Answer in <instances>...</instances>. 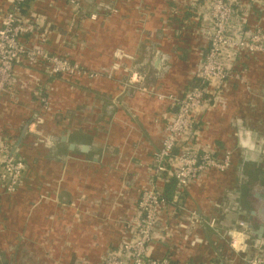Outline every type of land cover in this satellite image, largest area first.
I'll use <instances>...</instances> for the list:
<instances>
[{"label":"crops","instance_id":"1","mask_svg":"<svg viewBox=\"0 0 264 264\" xmlns=\"http://www.w3.org/2000/svg\"><path fill=\"white\" fill-rule=\"evenodd\" d=\"M188 1L167 0V3L161 1L158 4L162 11H166L170 4L180 8L176 14V27L183 23L180 36L175 37V31L171 33L169 30L168 11L165 15L161 14L159 20L153 19L154 12L151 11L147 12L150 15L139 17L141 23L135 20L138 23L136 26L142 29V35L131 30V33L127 31L125 34L127 42L134 37L139 41L138 45L135 41L132 51L124 49L131 58L123 60L119 71L114 73V79L105 78L106 81L103 79L96 83L97 93L101 94H96L93 106L99 117L92 121L89 108L93 106L83 100L82 106L86 107L83 121L86 123L82 121L81 126H76L81 128H70L64 133L52 132V135L67 136V141L49 140L46 145L58 170L53 177L47 181L41 179L39 183L33 181L31 171V177H24L22 188L18 190L21 196L16 193L13 197L18 200L20 211L24 210L19 217L21 226L17 229V235L21 240L18 245L27 243L34 250L48 247L51 257L57 259L55 249H59V246L66 250L69 247L73 249L75 244V249L81 250V253L78 258V255L70 257H76L71 261L74 264H100L102 256L118 245L123 222L133 213L139 192L150 176L152 154L160 146L163 136L165 120L162 115L167 114L169 105L166 99L160 100L156 95L183 96L189 88V80L199 58L206 51V40L199 34L200 23L185 15L184 7ZM86 2L81 0L82 5ZM242 2L248 5L246 23L264 25V10L257 0ZM9 4V0H0V15L9 9ZM115 6L122 8L121 5ZM26 9L44 23L55 26L45 33L46 39L42 45L50 52L57 51L56 54L64 50L60 44L58 20L61 19L56 10V0H30ZM126 14L120 9V19L134 21L133 16L129 17L128 14L126 18ZM115 19V22L120 20ZM184 20L185 25L191 27L189 31L188 27L184 29ZM103 21L107 19L101 16L96 21H84L82 24L93 29ZM190 30L192 35L189 34ZM66 37L68 41L73 40L69 38L71 36ZM116 39L119 38L114 35L101 41V50L108 48L105 41ZM119 47L105 50L107 54L102 51L101 57L107 56L111 61L112 52ZM157 49L164 54L160 68L153 65ZM65 53L70 54L71 51L66 48ZM81 54L87 55L83 50ZM253 67L254 70L261 69L256 71V74L261 73V77L256 75L259 80L255 87L250 86L252 90L247 93L248 83L244 84L239 79L242 72L246 78L248 74H255L253 70L250 71ZM133 72L144 75L146 91L138 88L140 84L130 81ZM64 80V86L70 91L73 84L80 83L77 79ZM56 81L59 79L52 76L40 61L37 64H29L22 59L16 62L12 89L17 90L20 96L17 102L7 95L0 99V133H8H1L2 136L15 135L20 138V143L23 141L24 134L31 132L32 112L28 111L38 110L43 104L39 100L42 89L47 90L48 102L54 104L49 96L58 90ZM106 82L111 84V90L105 89L108 87ZM72 110V107L68 109V117ZM52 115L55 116L53 120L57 119L54 111ZM25 124L29 126L24 130ZM199 128L198 143L201 148L214 150L217 154L231 150V167L224 173L210 170L183 191L182 203L186 210L181 212L178 209L170 222L171 236L165 241L155 240L151 255L167 256L171 261L182 264H245L252 257L264 259V54H243L238 58L219 101L201 116ZM103 136L104 139L100 140ZM114 137L120 138L117 143ZM19 138L16 142H19ZM69 143H73L74 147L69 148ZM82 146H86V149L82 150ZM62 147L63 152L60 151ZM159 185L164 192L165 183ZM7 197L2 195L0 189V206L7 201H4ZM249 210L255 211L252 219L254 234L249 235L246 251L234 255L227 245V233L237 222L248 217ZM190 211H196L202 220L215 217L217 227H207L203 222L193 223ZM1 213L0 224L7 231L11 225L4 212ZM74 228H77L76 231H73ZM55 232L74 235L59 245L53 239ZM40 234H48V237L44 236V240H41ZM60 239L63 240V236L60 235ZM32 260L39 264L49 261L43 257L38 260L32 257ZM62 260L60 258L57 263H69ZM79 260L81 263H78Z\"/></svg>","mask_w":264,"mask_h":264},{"label":"built area","instance_id":"2","mask_svg":"<svg viewBox=\"0 0 264 264\" xmlns=\"http://www.w3.org/2000/svg\"><path fill=\"white\" fill-rule=\"evenodd\" d=\"M28 1L9 0V9L0 15V99L9 95V90L14 87L13 64L21 53H25L23 37L30 34L29 37L41 42L48 32L47 27L49 29L50 24L27 9L22 10ZM257 3L264 10V0H257ZM68 5L74 14L82 7L81 0H68ZM186 7L192 12L193 21L200 23L199 34L207 43L194 72L195 84L189 86L183 96L157 93L156 97L166 99L169 105L167 114L162 115L165 123L161 143L152 154L150 176L139 192L133 213L123 222L118 245L102 256L100 264H172L167 256H152L151 248L155 240L165 241L171 236V219L177 215L178 209L181 212L186 210L183 203H174L177 204L180 194L208 171L224 173L231 167V150L217 154L214 150L201 148L198 143L199 120L219 101L238 58L243 54H264V25L246 23L248 5L240 0H189ZM88 18L96 21L98 15L94 12ZM31 53L47 65L54 77L87 75L77 62L52 54L42 44H37ZM115 57L117 63L113 70L120 69L124 59L131 58L121 49L117 50ZM100 74L104 75V72L95 75ZM130 81L140 84L138 88L146 91L141 73L133 72ZM39 97L43 103L44 96L40 94ZM25 168L26 163L16 156L12 143L7 137L0 136L2 195L15 192L22 182ZM169 177L176 181L172 202L166 200L159 185ZM189 214L193 223L203 222L207 227H217L215 217L202 220L196 211ZM243 224L240 220L227 233V245L236 255L246 251L249 240L248 233L242 229ZM245 264H264V259L252 257Z\"/></svg>","mask_w":264,"mask_h":264},{"label":"rangeland","instance_id":"3","mask_svg":"<svg viewBox=\"0 0 264 264\" xmlns=\"http://www.w3.org/2000/svg\"><path fill=\"white\" fill-rule=\"evenodd\" d=\"M161 1H163L162 3H167V0H131V3H128V0H91V1H87L86 3H83L81 9L78 10L76 14H74V12L70 9L68 5V0H56V10L61 19V20H58L59 21L58 23L61 28L60 44L62 45L61 46L62 49H64L60 51V53L58 54L60 57L67 58L73 63L77 62L82 70L87 71V75H83V74L70 75L68 79L72 77V79L80 80L79 81L80 83L73 84L74 87L73 89H71V91H70V88L67 89L64 86L66 85V81L64 80L66 78L59 79V81H56L55 83H58V84H56L55 86H57L58 90H56L54 94L49 96L52 98L50 99L54 101V104L49 103L47 100V97L44 96L45 101L43 102V104H41L40 107H38V110L30 109V111H28L29 113L32 112L31 114L32 117L30 118L31 120L30 123H32L30 126L31 132L28 131L24 134V138L21 143L20 141L18 143L16 142V140L19 137L17 136L15 137V135L14 136L8 135L7 137L8 140L13 145L14 153L16 154V156L18 155V152H19L18 157L24 158L25 163H26V168L22 176L21 184L18 186V188L15 190V192L12 195H5V196H8L4 200V201L7 200L6 201L7 203L5 202L2 206H0V210H1L0 217H2L1 212H4V215L7 216V222H10V225H11V228L6 231L4 228H2L3 224H0V264H39L40 263V262L36 263L35 260L33 261L32 257H36V260H38L39 257H43L46 260H49V261H46L45 264H58L57 262L60 260V258L63 259L62 260L63 262L64 260H66V261H69V263L74 264V262L72 263L71 261L75 260L74 258L76 257H74L73 259H70V257H73V255H76V256L78 255L77 258L79 257L81 250L75 249L74 242H73L74 244L73 249L69 247V249L66 250V249L60 248V246H59V249L57 250L53 249L54 254L57 259H53L51 257L52 255L49 254L50 251L48 247L38 248L39 250L38 249L34 250L30 248V246H27L26 245L27 243L21 242L18 245V242L21 240L18 237L19 235H17L18 234L17 229H19V226H21V221L19 217H20V214L24 212V210L21 209L22 211H20L18 200H15V198L13 197L16 195V193L19 194L18 190L22 188L21 186L24 183L23 181L24 177L27 176L28 178V177H31L32 175L33 181H37V183H39V180L41 179L47 181V179L54 176L53 173H55V171L58 170V165L54 166L57 163H55V161H52V159L50 158V152L48 150V147H46V145L48 146L49 144V140H50L49 138L52 135V132L64 133L67 131V129H70V128L72 129L81 128V127H76V126H79V125L81 126L82 121L84 119L83 114H84V111L86 110V107L82 106V101L83 100L89 101L88 104L93 106L94 105L93 103L96 102L95 101L96 94L97 95L101 94L100 92L97 93L96 83H100L101 80L107 77L114 79L113 77L114 73L116 74V72L119 71V69L118 70L112 69L113 66L117 63V58L115 57V53L117 52V50H119V48L121 49V47H122L121 49L122 51H124V49L129 50V51L133 50L132 47H134L136 37H134L132 41L127 42L125 41V40H128L125 34L127 31L131 33L129 31L131 30L133 33L135 32V34L137 35L138 34L142 35V29L136 26V24L138 25V23H141L140 18L150 15V14H147V12L149 13V11H151V12H154L153 19L159 20L160 15L163 13H164L163 15H165L166 12L168 11L167 14L169 16V21H170V24L168 25V27H170L169 30L171 29V33H172V30L175 31V35H176V36L174 35L175 37L181 35L182 33L181 29H182L183 23L182 22L179 23L178 27H176V24H177L176 22L178 18V17L176 18V14L178 13V10H180V8H178L176 4L174 6H171L170 4L168 8L169 10L166 8V11H162L159 9L161 5L158 7V4H160ZM114 3L117 4L118 6L121 5L122 8L116 7ZM181 3H183V1ZM125 5H126V8H123ZM184 8L187 9L189 7H184ZM120 9H122V12L124 13L127 12V14L125 15L126 18L128 14H129V17L133 16L134 21L130 22L127 20L124 21V19L122 18L120 19L119 17ZM94 12L97 13L98 18L102 16L106 18L107 21H103L101 24H99L98 28L88 29L89 26H84L82 22L91 21L88 18V16L89 14L94 13ZM116 17L120 20L115 22L114 20H116L115 19ZM122 17H124V15ZM98 18L96 20H98ZM137 19H138V23L135 22V20ZM150 22L153 23V21H150ZM185 24H186V21L184 20V25ZM187 27L189 31V28L191 27L185 25L184 29L185 28L187 29ZM151 28H154V26H152ZM47 30L49 31L50 28L48 29L47 27ZM191 33H192V30H190L189 34L192 35ZM66 35L71 36L69 38H72L73 40L68 41L67 40L68 38L66 37ZM114 35L118 36L119 39H116L114 41L113 40L105 41V44L108 48L101 50L102 49L101 41L105 40L106 38H112V36ZM119 36H121V38ZM43 41L44 40L39 42V40L36 41L32 37L24 36L22 45L24 47L25 53H21V56L17 57L13 66H15L16 62L21 59L24 62H27L29 64H33V63L37 64V62H39V59L37 58V55H33L31 52L32 50H34L37 44L41 46ZM136 42H137L136 45H138L139 41H136ZM118 45L120 47L114 49V51L112 52L113 57L111 61L110 60L108 61L109 58H107V56L101 57L102 51H104V53L107 54L105 50L111 49L113 46L115 48ZM66 48H68L71 51L70 54L65 53ZM82 50L83 52L84 51L86 52L87 54L86 56H82L81 54ZM55 52H51V53L56 54ZM182 56H183V52H182ZM192 59L193 57H191V60ZM43 65L47 66L46 64H43ZM96 65H100V66H96ZM258 69L261 71L260 68H256L254 70V67H253L250 71L253 70L255 74H250V75L248 74V78H246V74L244 72L241 73L242 76L240 75L241 77L239 80L242 81L244 84L248 83V86L246 88L247 91L244 89L245 92L247 93L251 92L252 90L251 87L256 86L259 80V77H261L260 72L256 74V71H258ZM100 71H103L104 75H101V74L98 76L95 75L97 74V72H100ZM256 75H258L259 77ZM75 76H79V77H75ZM106 83L108 84L109 88L105 87V89H108V90L110 88L112 89L111 84H109L108 82ZM84 84L86 86H84ZM19 96L20 95L18 94V91L15 89L9 90V95L7 94V97L13 102H17L16 100L19 99ZM70 107L73 108L72 110L73 113L68 117L66 113ZM89 110L92 111V113H90L91 116H93L92 121H96V118L99 116L97 115V112L95 111V106L89 108ZM53 111L57 114L56 118L59 121H57V119L53 120L55 117L54 115H52ZM83 122L86 123V121H83ZM106 123L109 124L108 121ZM1 133H4V135L8 134L7 132H1ZM1 133L0 135L2 136L3 134ZM2 137H5V136H2ZM77 139L80 140L81 138L78 136ZM99 139L103 140L104 136L103 138L100 137ZM114 139H116L115 142L117 143L118 139L120 138L114 137ZM114 139L112 138L111 140L113 141ZM101 144H103V142H101ZM35 145L38 147H35ZM60 151L63 152L64 147L60 148ZM31 171H32V174L29 175ZM76 229L77 228H74L73 231H76ZM55 233H54L55 235L53 234V237H54L53 239H55L56 244H59V245L60 244L62 245V241L66 239L70 240L72 236L74 235V233L70 235L69 233H64V232L59 233V234L57 232ZM60 235L63 236L64 238L63 240L60 239ZM44 236L46 238L48 237V234L39 235L41 240L42 238L44 240ZM45 242L47 243V241ZM63 256L65 259L63 258ZM82 260H84V258H82ZM78 263H81V261L79 260Z\"/></svg>","mask_w":264,"mask_h":264},{"label":"trees","instance_id":"4","mask_svg":"<svg viewBox=\"0 0 264 264\" xmlns=\"http://www.w3.org/2000/svg\"><path fill=\"white\" fill-rule=\"evenodd\" d=\"M29 2V1H28ZM28 2L23 6L24 8L22 9V10H25L26 9V7H27V5H28ZM190 15L191 17H192V12H190L189 10H186V13H185V15ZM53 27V25H49V28H52ZM29 35L30 34H27L26 35V37H29ZM203 56V55H202ZM198 61H200V58H199V60ZM197 61V62H198ZM194 72L195 71H193V73H192V75H191V78H190V80H189V84H188V87L189 86H191V85H193V84H195V77H194ZM55 78H57V79H64V78H69V76H67V75H58V76H56ZM71 79H72V77H71ZM43 96H46L47 97V90L45 91L44 89H42L41 90V92H40ZM29 121V120H28ZM18 155H19V152H18ZM18 155H17V157H18ZM20 158H22V157H20ZM22 160H24V158H22ZM24 162H25V160H24ZM176 188V181H175V178H173V177H169V178H167V181L165 182V190H164V196H165V198H166V200H168V201H170V202H172V200H173V195H174V193H175V189ZM183 199H184V194H183V192L180 194V196H179V198H178V203L176 204V203H174L175 205H178L179 204V202H180V204L183 202ZM232 252V251H231ZM234 255H236L234 252H232ZM171 263L172 264H180V263H178V262H173V261H171ZM182 264V263H181Z\"/></svg>","mask_w":264,"mask_h":264},{"label":"water","instance_id":"5","mask_svg":"<svg viewBox=\"0 0 264 264\" xmlns=\"http://www.w3.org/2000/svg\"><path fill=\"white\" fill-rule=\"evenodd\" d=\"M86 1H91V0H86ZM163 57H164V54L159 49H157L156 50V59L154 60L153 65L155 67H157V68H160V64H161V61H162ZM26 127H27V124L24 125V130L26 129ZM24 130H23V132H24ZM49 139L51 141H56V140L67 141V136H65V135H63V136L51 135ZM18 141H20V138H19ZM73 147H74V144L73 143H69V148H73ZM85 149H86V146H82V150H85ZM253 216H255V211L254 210H249L248 211V217L245 218V220H243L244 224L242 226V229L245 230V232H247L248 235H253L254 234V232L252 230L253 229L252 228Z\"/></svg>","mask_w":264,"mask_h":264}]
</instances>
